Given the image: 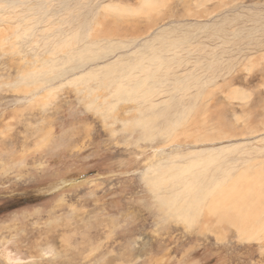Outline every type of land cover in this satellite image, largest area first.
I'll list each match as a JSON object with an SVG mask.
<instances>
[{
  "label": "rangeland",
  "instance_id": "rangeland-1",
  "mask_svg": "<svg viewBox=\"0 0 264 264\" xmlns=\"http://www.w3.org/2000/svg\"><path fill=\"white\" fill-rule=\"evenodd\" d=\"M0 15V264H264V0H0ZM160 58L171 79L149 103L116 96ZM199 162L213 193L171 214L172 174Z\"/></svg>",
  "mask_w": 264,
  "mask_h": 264
},
{
  "label": "bare ground",
  "instance_id": "bare-ground-1",
  "mask_svg": "<svg viewBox=\"0 0 264 264\" xmlns=\"http://www.w3.org/2000/svg\"><path fill=\"white\" fill-rule=\"evenodd\" d=\"M120 27H119V29H120ZM116 30H117V32H113L111 34H120V31L118 29H116ZM155 54H157V53H155ZM143 59L144 58H141V60H143ZM141 63L142 62H139V61L136 62V64H134L131 67V69L128 70L129 76L126 75L125 78L128 79V80H130L133 83H129V84L122 83V85L117 86L118 88L116 89V93H115L116 96L121 97L124 94H126L128 97H130L132 99H135L136 98L134 100L135 102L141 101L142 103H149L150 99L154 95V92H155L154 89L157 86L159 87V85H162V87H163V85L165 84L164 82H169V79H171V78H169L167 76L162 77V76L159 75L160 74V71H161V68H162L161 58H160V63L156 66L157 67L156 69L153 70L152 67H150L151 69H147L148 66H146V69H145L144 73L148 72L147 75L144 78H139L138 76H136V74L134 72H136L138 69L141 68V66L143 65V64L141 65ZM126 66H127V64H126ZM121 68L122 69H120V68L119 69L120 70H124L125 67H123V65H122ZM119 77H122V76H119ZM150 80L153 81V84L150 87H148L147 86V83ZM147 87H148V89H147ZM165 93H168V92L165 91ZM171 99H173V97ZM126 100H128V99H126ZM152 106H153V104H152ZM153 118L154 117H151L149 119L142 120L140 122L141 123L140 126H141V128H142L143 131H147L148 128L150 129V126H151L150 124H151ZM176 125H177V122L171 123V126L169 127V130H172V128L174 126H176ZM168 166H170V165H168ZM175 169H177V166H176ZM179 171H181V172H175L171 176V179H175L177 181L178 185L180 186L179 187V192L176 193V194H174V195H170L169 198L162 199L163 202L166 200L165 205L167 206V210L170 211V213L172 212V213L178 214V215H180L181 212H186L188 210V208H191L194 205L198 207L201 204H203V202L210 195V193H213V190H214V188L216 186V183H217L215 177L209 175V171L211 172V170H210V167H209V163H207V162H199V163L190 164L189 166L180 168ZM191 171H193V172H191ZM220 172H222V171H220ZM182 173L184 175H185V173H189L190 178H188L187 176H185V178H183L182 180H180L178 177L181 176ZM164 176L165 175H163V174L162 175L161 174H158L157 177L154 179L155 182H156V184H157V188H156V194L157 195L160 194L161 191H162L161 185L165 184V182H166V181H163L164 180ZM165 177H167V176H165ZM60 185L63 186L64 184L60 183ZM60 185L58 184L54 188L55 189H58V188L61 187ZM162 193H161V195H162ZM163 196H168V194H165ZM181 197L183 198L182 201H184V200H186V201H184V202L181 201L182 203L181 202H178V199L181 198ZM250 219L251 218L249 216L245 215L244 218H242V220L239 222L240 223V226L241 227L242 226H246L249 223L248 220H250ZM242 229H244V228H242ZM240 233H242V230H241Z\"/></svg>",
  "mask_w": 264,
  "mask_h": 264
}]
</instances>
